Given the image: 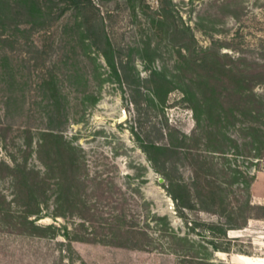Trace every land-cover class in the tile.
<instances>
[{"label":"rangeland","instance_id":"374dc122","mask_svg":"<svg viewBox=\"0 0 264 264\" xmlns=\"http://www.w3.org/2000/svg\"><path fill=\"white\" fill-rule=\"evenodd\" d=\"M72 1L3 0L0 264H257L233 252L264 257V206L248 197L264 172V0ZM161 8L176 27L159 23ZM238 82L258 97L225 98L244 110L221 129L217 118L202 121V90ZM193 110L209 133L196 130ZM49 130L69 149L66 192L56 187L57 144L42 142ZM218 149L232 154L208 153ZM13 169L45 178L39 218L13 202ZM168 173L194 210L177 211ZM58 194L70 203L53 217ZM122 214L146 228L153 248L104 235Z\"/></svg>","mask_w":264,"mask_h":264},{"label":"trees","instance_id":"16d2710c","mask_svg":"<svg viewBox=\"0 0 264 264\" xmlns=\"http://www.w3.org/2000/svg\"><path fill=\"white\" fill-rule=\"evenodd\" d=\"M6 0H4L5 2ZM86 0H73V5H80L81 3H84ZM3 0H0V14L4 13L6 16L9 15L7 12L8 5L4 4ZM159 15V23L165 24L168 27L175 26L173 16L171 14L170 9L161 8ZM18 14V13H17ZM6 19V17H5ZM4 19L0 17V27L2 29H5ZM15 29H18V27L15 25ZM176 27V26H175ZM184 32L188 30V28L182 29ZM4 31V30H3ZM182 31L175 30L174 28L169 31L170 34H172L174 37L178 36ZM210 92V93H209ZM258 97L253 90L249 89L248 86H245L241 82H238L237 84H234L232 86H227L224 88H221L219 90L215 89H206L202 90L201 92V99L199 100L200 107L202 108L201 115L204 116V122L210 121L213 118H217L218 125H216V129H221L219 124L223 123L227 119L228 116H232L233 113H243V110H235L233 111L231 108H226L224 106V99L226 98H235L237 100H244L248 98H255ZM240 103V102H239ZM234 106V105H233ZM239 107V106H238ZM242 111V112H241ZM193 113L195 115V121H196V130L200 131L202 130V133H209L210 126L201 124V120L199 118V115L197 112L193 110ZM209 127V128H208ZM221 131V130H219ZM220 133V132H219ZM46 140H43L42 142L46 141L48 143V140L54 139L58 150L55 152V158L54 162L56 164V170L59 173L60 180L56 183V187L58 186V193L66 192L68 190V181L67 175V163H68V157H69V149L66 147L65 142L63 141V138L58 133H54L53 130H49L43 134ZM41 146V145H39ZM154 149H157L158 146L153 145ZM165 149L169 152H172L173 154L177 153V148L173 145H168V147H165ZM209 154L213 155H219V156H227L230 153L229 151L224 150H209ZM16 166L17 163H16ZM13 173L11 176L15 179L14 187L16 188L15 193L13 194L14 203H16L20 208H22V212L24 214L25 219L36 215L37 218H39V214L41 212L42 206L46 205L48 198L46 197V180L45 178H39L38 173L34 171L33 169L26 171L22 170L20 172L13 169ZM168 191L170 194V197L172 201L174 202L175 208L177 211L180 209H189L194 210L196 206V200L192 199V196L190 195V191L187 189L186 185L180 183V181L176 178H171L170 174L168 173ZM254 180V176L252 180L250 181L248 185V197H249V205L251 203L250 198V186ZM210 187H212V184H208ZM210 200L213 204L216 202L215 198V192H210ZM70 201L67 197L61 196L58 194V196L55 197L53 200V217L57 216H63L64 212L67 210V207L69 205ZM259 206V205H258ZM155 217V216H154ZM120 219L122 221L121 227L117 230L110 231L108 234H104L106 237L110 235L112 238L121 239L119 244L120 246L128 247L130 249H136V250H149L150 248H153V240L149 236L148 232L146 231V228H141L137 226V224L129 223L128 225L125 223V216L122 214L120 216ZM36 228H40L37 227ZM49 228V227H47ZM43 229V228H40ZM224 239L228 240L225 235ZM173 240H180V238L176 235H171L169 237ZM85 241V239H84ZM212 249L214 251H217V249L223 253H231L230 249L223 248L219 249L218 246L211 244ZM233 254H236L238 256L234 257H252L246 252H243L241 250L237 252H233ZM206 264H214L207 260ZM224 264V263H220Z\"/></svg>","mask_w":264,"mask_h":264},{"label":"crops","instance_id":"0c3cea01","mask_svg":"<svg viewBox=\"0 0 264 264\" xmlns=\"http://www.w3.org/2000/svg\"><path fill=\"white\" fill-rule=\"evenodd\" d=\"M250 198L252 205L264 206V172L255 173L254 180L250 186ZM244 257L258 261L257 264H264V257Z\"/></svg>","mask_w":264,"mask_h":264},{"label":"water","instance_id":"95a60500","mask_svg":"<svg viewBox=\"0 0 264 264\" xmlns=\"http://www.w3.org/2000/svg\"><path fill=\"white\" fill-rule=\"evenodd\" d=\"M125 118H126V115L124 114V115L122 116V119H121V120H124ZM158 181L161 183L163 180H162L161 178H159ZM226 261H227V262H232V257L229 258V259H227Z\"/></svg>","mask_w":264,"mask_h":264},{"label":"bare ground","instance_id":"6f19581e","mask_svg":"<svg viewBox=\"0 0 264 264\" xmlns=\"http://www.w3.org/2000/svg\"><path fill=\"white\" fill-rule=\"evenodd\" d=\"M232 261H234V260L232 259Z\"/></svg>","mask_w":264,"mask_h":264}]
</instances>
